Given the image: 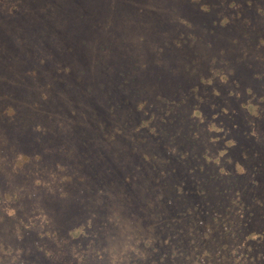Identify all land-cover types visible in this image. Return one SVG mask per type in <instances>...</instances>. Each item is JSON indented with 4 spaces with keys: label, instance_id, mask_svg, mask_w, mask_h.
<instances>
[{
    "label": "rangeland",
    "instance_id": "374dc122",
    "mask_svg": "<svg viewBox=\"0 0 264 264\" xmlns=\"http://www.w3.org/2000/svg\"><path fill=\"white\" fill-rule=\"evenodd\" d=\"M229 3L0 0V240L24 264H264V0Z\"/></svg>",
    "mask_w": 264,
    "mask_h": 264
},
{
    "label": "clouds",
    "instance_id": "9594fccd",
    "mask_svg": "<svg viewBox=\"0 0 264 264\" xmlns=\"http://www.w3.org/2000/svg\"><path fill=\"white\" fill-rule=\"evenodd\" d=\"M195 3L197 6L202 8L203 11L207 12L209 10L208 6H207L208 0H195ZM241 6H242V4L238 3V0H231V3L228 4V7H230V8H237L238 9ZM227 22H228V18H225L223 23H227ZM214 76H219V78L222 82L227 81V76L221 72H214ZM205 83L211 84L212 79H208L207 81H205ZM214 91H215V89H214ZM216 94L219 95L218 92H216ZM140 107L142 108L143 105H140ZM252 111L255 114V109H252ZM192 115L194 117H198L201 120H203V116L198 109L194 110ZM209 130L210 131H222V129L217 128L215 124L209 125ZM153 131H155V130L153 129ZM253 135H255V133H253ZM214 142H215V139H213V143ZM226 143L229 147H232L235 145L236 142L234 140H228ZM173 151H174V149H173ZM226 152H227V149L225 148V149L221 150L218 155L211 156V155L206 154L205 158L209 161H214L215 164H217V165H220L221 164V158L225 157ZM227 163L231 164L232 163L231 159H228ZM235 167L239 173L243 174L245 172V168L242 165H240L239 163H237ZM219 170H220V173L226 174L225 167L221 166ZM36 183L40 184V181L37 180ZM3 211H5L9 217H14V216H16L17 210L14 207H5L3 209ZM0 219H2V217H0ZM46 223H47L46 220L41 221L40 228L42 230L44 229ZM34 226H35V224H33L31 222L27 225H24V227H26V228H30V227H34ZM82 232H83L82 228H77L71 233V235L73 237H76V236L80 235ZM42 234H48V233H45L42 231ZM16 236H17V239H22V236L19 232V229L16 232ZM22 251L23 250L19 249V248L13 249L11 247V245H8L6 247L4 241L0 240V264H24V261L20 259V255H21ZM48 255H51V253L49 252ZM100 259L103 260V256H101Z\"/></svg>",
    "mask_w": 264,
    "mask_h": 264
}]
</instances>
